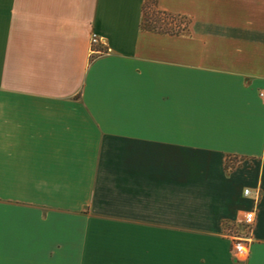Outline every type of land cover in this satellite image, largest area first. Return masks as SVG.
<instances>
[{"label":"crops","instance_id":"obj_1","mask_svg":"<svg viewBox=\"0 0 264 264\" xmlns=\"http://www.w3.org/2000/svg\"><path fill=\"white\" fill-rule=\"evenodd\" d=\"M144 2L0 0V264H264V0Z\"/></svg>","mask_w":264,"mask_h":264},{"label":"built area","instance_id":"obj_2","mask_svg":"<svg viewBox=\"0 0 264 264\" xmlns=\"http://www.w3.org/2000/svg\"><path fill=\"white\" fill-rule=\"evenodd\" d=\"M102 43L101 39L96 35H91V45L96 46ZM253 192L246 188L244 190V195L248 196ZM259 192L255 193V202H258ZM237 222L242 231H231L229 233V238L231 242V251L236 259H244L248 256L249 245L251 243V230L255 222V210L254 208L249 210L240 211L237 214ZM230 231V230H229Z\"/></svg>","mask_w":264,"mask_h":264},{"label":"trees","instance_id":"obj_3","mask_svg":"<svg viewBox=\"0 0 264 264\" xmlns=\"http://www.w3.org/2000/svg\"><path fill=\"white\" fill-rule=\"evenodd\" d=\"M147 1L148 0H145L144 6H143V17L145 14V7H146ZM152 2L154 4L158 17L156 20L153 21L155 24L152 26H146L144 23V19H143V22H142L143 29L156 31L160 33H167V34H179L187 30L188 19L186 17L180 16V15H172L170 13L160 11L156 8L155 0H152ZM182 20H185V21L182 22ZM172 21H175V22L172 23Z\"/></svg>","mask_w":264,"mask_h":264},{"label":"rangeland","instance_id":"obj_4","mask_svg":"<svg viewBox=\"0 0 264 264\" xmlns=\"http://www.w3.org/2000/svg\"><path fill=\"white\" fill-rule=\"evenodd\" d=\"M157 17H158V14H157V12L155 10V7H154V4H153L152 0H148L146 2L145 14H144V17H143L145 25L146 26L154 25L155 23L153 21L156 20ZM184 21L185 20H182V22H184ZM173 22H175V21H172V23ZM240 162H241V159H239L237 157H228L226 159L225 169L227 171L233 170L238 165H240Z\"/></svg>","mask_w":264,"mask_h":264}]
</instances>
